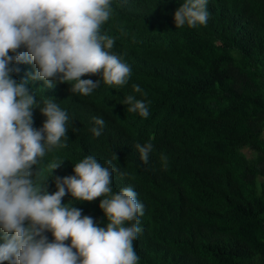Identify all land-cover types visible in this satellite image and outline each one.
I'll list each match as a JSON object with an SVG mask.
<instances>
[{"label":"trees","instance_id":"16d2710c","mask_svg":"<svg viewBox=\"0 0 264 264\" xmlns=\"http://www.w3.org/2000/svg\"><path fill=\"white\" fill-rule=\"evenodd\" d=\"M179 2L114 0L104 30L132 66L127 84L82 95L66 82L47 89L30 82L38 97L54 96L78 128L73 133L70 122L67 144L43 158V175L55 159L65 160L53 176L72 174L88 154L111 159L119 169L114 190L133 185L145 204L134 241L139 264H264V0H209L208 22L196 28L175 27ZM18 66L17 79L34 70ZM134 83L151 101L147 118L120 103ZM33 116L40 127L45 117L38 108ZM93 116L106 122L99 137ZM150 138L154 149L144 163L135 145ZM46 183L56 190L52 177ZM72 199L66 194L62 202ZM100 199L71 202L102 221Z\"/></svg>","mask_w":264,"mask_h":264},{"label":"clouds","instance_id":"9594fccd","mask_svg":"<svg viewBox=\"0 0 264 264\" xmlns=\"http://www.w3.org/2000/svg\"><path fill=\"white\" fill-rule=\"evenodd\" d=\"M208 3L181 0L175 27L206 24ZM114 11V0H0V264H139L134 241L142 232L145 204L133 185L114 190L113 173L119 169L111 159L85 155L64 176H53V169L65 159L47 162V175L41 167L47 153L67 144L70 122L73 133L78 128L54 96L38 97L39 87L66 82L71 93L88 95L102 84L119 87L130 80L131 64L113 51L116 37L104 30ZM21 63L34 70L17 79L13 73ZM96 73L99 79L85 77ZM31 81L43 84L32 87ZM132 88L120 103L147 118V92L139 83ZM36 108L45 117L40 127L34 126ZM92 120L91 132L99 137L106 122L103 116ZM135 147L147 163L152 139ZM167 160L161 154L163 167ZM49 177L55 191L48 190ZM66 194L73 199L62 202ZM96 197L102 221L82 215L71 202Z\"/></svg>","mask_w":264,"mask_h":264}]
</instances>
